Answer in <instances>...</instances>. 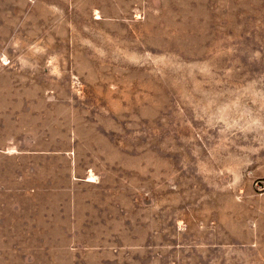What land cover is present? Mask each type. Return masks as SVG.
<instances>
[{
	"label": "rangeland",
	"instance_id": "rangeland-1",
	"mask_svg": "<svg viewBox=\"0 0 264 264\" xmlns=\"http://www.w3.org/2000/svg\"><path fill=\"white\" fill-rule=\"evenodd\" d=\"M0 264H264V0H0Z\"/></svg>",
	"mask_w": 264,
	"mask_h": 264
},
{
	"label": "crops",
	"instance_id": "crops-1",
	"mask_svg": "<svg viewBox=\"0 0 264 264\" xmlns=\"http://www.w3.org/2000/svg\"><path fill=\"white\" fill-rule=\"evenodd\" d=\"M86 182L92 183V181L91 180H88V179L86 180Z\"/></svg>",
	"mask_w": 264,
	"mask_h": 264
},
{
	"label": "bare ground",
	"instance_id": "bare-ground-1",
	"mask_svg": "<svg viewBox=\"0 0 264 264\" xmlns=\"http://www.w3.org/2000/svg\"><path fill=\"white\" fill-rule=\"evenodd\" d=\"M98 19V18H97Z\"/></svg>",
	"mask_w": 264,
	"mask_h": 264
}]
</instances>
